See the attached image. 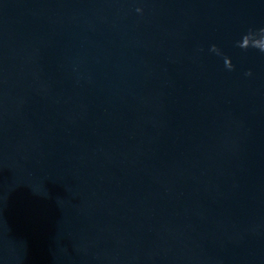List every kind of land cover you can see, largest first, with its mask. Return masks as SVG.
<instances>
[{"label":"water","instance_id":"1","mask_svg":"<svg viewBox=\"0 0 264 264\" xmlns=\"http://www.w3.org/2000/svg\"><path fill=\"white\" fill-rule=\"evenodd\" d=\"M261 28L264 0H0V264H264Z\"/></svg>","mask_w":264,"mask_h":264},{"label":"clouds","instance_id":"2","mask_svg":"<svg viewBox=\"0 0 264 264\" xmlns=\"http://www.w3.org/2000/svg\"><path fill=\"white\" fill-rule=\"evenodd\" d=\"M138 11H141V9H138ZM249 33H256V34H257V36H256L257 39H264V28H261V29H259L258 32H254V31H251V30H250L248 33H246L245 35L242 36L241 41H242L243 38H244L246 35H248ZM251 48H255V49L260 50L261 52H264V48H261V47H258V46H257V47H251ZM241 49H248V48H241ZM211 51L215 52L217 55H221V53L217 51V48H216L215 45L212 46ZM228 60H231V59L228 58V57H225V58H224L225 67H226L228 70H232V68H233V64H232V63H228V62H227ZM247 74H248V75H251L250 72L247 73Z\"/></svg>","mask_w":264,"mask_h":264}]
</instances>
